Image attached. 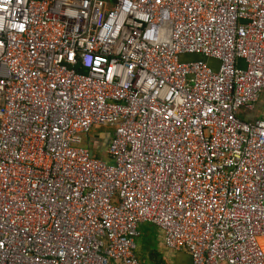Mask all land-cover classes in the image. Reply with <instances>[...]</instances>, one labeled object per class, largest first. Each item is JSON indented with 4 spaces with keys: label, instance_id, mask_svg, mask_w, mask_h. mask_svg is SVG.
<instances>
[{
    "label": "built area",
    "instance_id": "2783aa9c",
    "mask_svg": "<svg viewBox=\"0 0 264 264\" xmlns=\"http://www.w3.org/2000/svg\"><path fill=\"white\" fill-rule=\"evenodd\" d=\"M263 92L264 0H0V264H264Z\"/></svg>",
    "mask_w": 264,
    "mask_h": 264
},
{
    "label": "rangeland",
    "instance_id": "374dc122",
    "mask_svg": "<svg viewBox=\"0 0 264 264\" xmlns=\"http://www.w3.org/2000/svg\"><path fill=\"white\" fill-rule=\"evenodd\" d=\"M197 59H199V57L183 56L181 58V61H194ZM113 130L114 129L111 126H95L90 135L81 134V137L83 139V144L85 146H89L91 148V150L93 151V154L95 156L107 161L108 163H111V160L109 158H107V151H108V147H109L110 142H111V136H112ZM104 136H105V138L104 139L101 138L103 142L100 144L98 142L99 140H97V139H99V137H104ZM142 230H143V235H146V237H143V239L148 241L150 248H151L152 243L154 242V238L151 235H148L150 228L147 227V225H144L141 228V233H142ZM139 239L137 240L138 254L139 253L144 254V253H146V251H143L141 249ZM263 243H264V241H263ZM152 250H154V251L157 250L155 245H154V248ZM147 262L150 263L149 261H147Z\"/></svg>",
    "mask_w": 264,
    "mask_h": 264
},
{
    "label": "crops",
    "instance_id": "0c3cea01",
    "mask_svg": "<svg viewBox=\"0 0 264 264\" xmlns=\"http://www.w3.org/2000/svg\"><path fill=\"white\" fill-rule=\"evenodd\" d=\"M199 59L203 60V58L199 57ZM209 64L211 65H215L216 62L213 60H208ZM264 114V92L261 94L260 100L256 105V108L253 112H245L242 111L241 115L245 120H249V121H254L255 119L261 117ZM105 138L104 137H99L98 142L101 144L103 141L102 139ZM158 232V231H157ZM157 240L159 241L158 244H156V249L157 252L160 254V258L166 263V264H192L191 262V258L190 256L186 253V252H171L168 251L167 249H165L162 244H161V240H160V233L158 232V237ZM264 245V243H263ZM154 248V243H152V247L149 249H153ZM154 251V250H152ZM150 251L148 253V251L144 254H140V258L147 262L149 261L151 264L152 261H150V257H149Z\"/></svg>",
    "mask_w": 264,
    "mask_h": 264
},
{
    "label": "trees",
    "instance_id": "16d2710c",
    "mask_svg": "<svg viewBox=\"0 0 264 264\" xmlns=\"http://www.w3.org/2000/svg\"><path fill=\"white\" fill-rule=\"evenodd\" d=\"M147 227L150 228L149 232H148V235H151L153 238H154V245L156 246V244L159 242L157 240V237H158V232H157V229L156 227L154 226H151V225H147ZM143 237H146V235H143V230H142V234H141V237L139 239V243L141 245V249L143 251H150V254H149V257L151 258L150 260L152 261L153 264H166L160 257V254L156 251H152L150 248V245L148 243V241L144 240Z\"/></svg>",
    "mask_w": 264,
    "mask_h": 264
},
{
    "label": "water",
    "instance_id": "95a60500",
    "mask_svg": "<svg viewBox=\"0 0 264 264\" xmlns=\"http://www.w3.org/2000/svg\"><path fill=\"white\" fill-rule=\"evenodd\" d=\"M91 154H93V151L91 150Z\"/></svg>",
    "mask_w": 264,
    "mask_h": 264
},
{
    "label": "bare ground",
    "instance_id": "6f19581e",
    "mask_svg": "<svg viewBox=\"0 0 264 264\" xmlns=\"http://www.w3.org/2000/svg\"><path fill=\"white\" fill-rule=\"evenodd\" d=\"M264 241V240H263Z\"/></svg>",
    "mask_w": 264,
    "mask_h": 264
}]
</instances>
